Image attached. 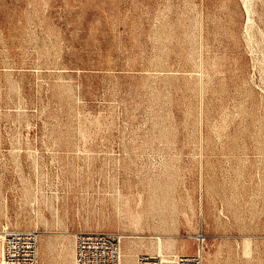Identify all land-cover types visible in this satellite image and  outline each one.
I'll return each instance as SVG.
<instances>
[{
  "label": "rangeland",
  "instance_id": "obj_1",
  "mask_svg": "<svg viewBox=\"0 0 264 264\" xmlns=\"http://www.w3.org/2000/svg\"><path fill=\"white\" fill-rule=\"evenodd\" d=\"M0 19V250L31 230L40 264H73L104 232L122 264H264V0H0ZM154 198L163 220L137 224Z\"/></svg>",
  "mask_w": 264,
  "mask_h": 264
},
{
  "label": "built area",
  "instance_id": "obj_2",
  "mask_svg": "<svg viewBox=\"0 0 264 264\" xmlns=\"http://www.w3.org/2000/svg\"><path fill=\"white\" fill-rule=\"evenodd\" d=\"M40 235L31 230H8L2 236L0 264H40ZM123 238L115 233H78L73 264H122ZM135 264H204L201 248L193 255L177 256L172 262L140 255Z\"/></svg>",
  "mask_w": 264,
  "mask_h": 264
},
{
  "label": "bare ground",
  "instance_id": "obj_3",
  "mask_svg": "<svg viewBox=\"0 0 264 264\" xmlns=\"http://www.w3.org/2000/svg\"><path fill=\"white\" fill-rule=\"evenodd\" d=\"M154 200H157V201H153L151 199L150 208H148L149 210L146 213H144L143 215H140V216H136V218H135L134 221L137 224L142 221L143 217L145 218V220H144L145 222H150V221L155 222L156 219H159L161 221L163 220V216L166 215V214H164L162 212V210H161V208H162V205L161 204L162 203L160 202L159 198H154ZM157 238L159 239V246H160V249H161L162 248L161 238H159V237H157ZM198 239H199V237H197V240ZM199 241L202 242L201 239H199ZM158 253H159V251H158ZM0 255L2 257V250H0ZM0 263H1V261H0Z\"/></svg>",
  "mask_w": 264,
  "mask_h": 264
},
{
  "label": "crops",
  "instance_id": "obj_4",
  "mask_svg": "<svg viewBox=\"0 0 264 264\" xmlns=\"http://www.w3.org/2000/svg\"><path fill=\"white\" fill-rule=\"evenodd\" d=\"M7 24H9V25H13V20L12 19H10L8 22H6L5 23V25H7ZM4 25V22H3V20L2 19H0V36L2 35V26Z\"/></svg>",
  "mask_w": 264,
  "mask_h": 264
}]
</instances>
